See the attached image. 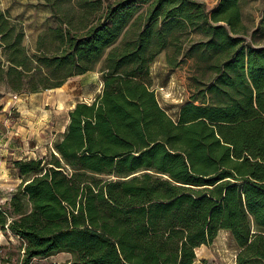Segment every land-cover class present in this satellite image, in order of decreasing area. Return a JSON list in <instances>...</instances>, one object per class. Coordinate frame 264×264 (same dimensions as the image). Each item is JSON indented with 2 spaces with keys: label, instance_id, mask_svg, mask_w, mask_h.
Segmentation results:
<instances>
[{
  "label": "trees",
  "instance_id": "trees-1",
  "mask_svg": "<svg viewBox=\"0 0 264 264\" xmlns=\"http://www.w3.org/2000/svg\"><path fill=\"white\" fill-rule=\"evenodd\" d=\"M45 3L58 48L32 56L0 9L10 90L58 88L110 49L100 91L74 104L46 152L10 161L20 181L0 204V230L9 244L18 239L21 257L0 254V264L58 252L73 264H193L221 230L238 248L235 264H264V45L245 39L240 0L212 9L198 0ZM189 32L203 36L190 50L208 61L197 69L209 77L172 118L149 67Z\"/></svg>",
  "mask_w": 264,
  "mask_h": 264
},
{
  "label": "rangeland",
  "instance_id": "rangeland-1",
  "mask_svg": "<svg viewBox=\"0 0 264 264\" xmlns=\"http://www.w3.org/2000/svg\"><path fill=\"white\" fill-rule=\"evenodd\" d=\"M198 1L204 2L207 9H212L218 2V0ZM145 6L146 4L138 5L136 14L140 13ZM240 7L243 22L247 27V33L244 35L245 39L256 45H264V0H240ZM0 9L14 22L21 25L24 32L22 44L29 56H32L38 49L54 52L58 48V42L48 33V30L56 26V21L51 16L50 8L46 5L45 0H0ZM202 38L201 34L195 32L184 34L174 45L161 50L150 64L149 74L158 102L172 118L176 117L179 106L191 99L196 88L208 80L209 73L202 74L197 69V65L204 67L208 61L202 56L200 57L199 53L190 50L191 42ZM119 41L120 39L114 45H117ZM109 49L110 47L105 50L96 63L94 70L88 73L87 76L90 78L85 81V87L75 88L73 92H67L68 95H74V99L81 97L82 99L92 100L94 98L97 94L96 89H100V73L96 75V72L102 67ZM174 58H176L175 65L171 67L167 59ZM0 59L3 62L4 58L2 56H0ZM52 91L53 89L41 90V92L48 94ZM27 92L22 91V93ZM19 93L10 90L0 75V95L7 99V103L11 102L13 94L17 95ZM48 107L52 109L51 105L45 106L46 109ZM24 115L22 123H25L26 128L31 129L28 121L32 120L33 114L29 112ZM11 116L16 122H19L18 119L21 117V113L12 109ZM55 119L63 125L65 116L63 113H59ZM40 134L44 136L45 133ZM58 134L56 132L52 136L49 132L48 140L51 138L52 142ZM31 140L32 138L28 139V144L31 143ZM14 144L11 145V148L15 147ZM47 147V145L46 147L44 145L38 147L34 150L35 156L43 155ZM11 152V157H16L21 156L24 150L13 149ZM27 154L30 155V150ZM0 240V247L2 248L0 254H8L13 262H19L21 245L18 239L12 237L9 244L7 243L8 239L0 232ZM237 251L238 248L229 232L221 230L208 245H201L196 249V259L193 264H235ZM32 264H73V261L69 253L58 252L48 258L33 259Z\"/></svg>",
  "mask_w": 264,
  "mask_h": 264
},
{
  "label": "crops",
  "instance_id": "crops-1",
  "mask_svg": "<svg viewBox=\"0 0 264 264\" xmlns=\"http://www.w3.org/2000/svg\"><path fill=\"white\" fill-rule=\"evenodd\" d=\"M89 72L71 77L60 87L54 88L49 94L41 91L19 93L16 98L12 97L11 102L8 103L7 99L0 95V204L7 201L14 194L20 181L18 172L11 166L10 160L22 157H36L34 150L41 147V145L50 146L51 138L48 140L49 132L53 136L56 132L61 133L64 131L68 121L67 113L74 104L77 101H91V99H88V101L81 97L74 99V95L67 94L69 91L73 92L75 88L85 87V81L90 78L87 76ZM98 74L99 71L96 72V75ZM99 82L101 88V79ZM99 91L100 89H96L95 92L98 93ZM46 105H51L52 109L49 107L46 109ZM12 109L21 113V117L18 119L19 122H16L11 116ZM29 112L33 114L32 120L28 121L31 129L26 128L24 126L25 123H22L25 117L24 114ZM59 113H63L65 116L63 125L55 119ZM42 132L45 133L44 136L40 134ZM30 138L32 140L28 144V139ZM13 144L15 147L11 148ZM13 149L24 150V152L21 156L11 157V150ZM29 150L30 155L27 154ZM1 250L2 248L0 247V253L2 252Z\"/></svg>",
  "mask_w": 264,
  "mask_h": 264
},
{
  "label": "built area",
  "instance_id": "built-area-1",
  "mask_svg": "<svg viewBox=\"0 0 264 264\" xmlns=\"http://www.w3.org/2000/svg\"><path fill=\"white\" fill-rule=\"evenodd\" d=\"M12 97H13V98H16V97H17V95H16V94H13V95H12Z\"/></svg>",
  "mask_w": 264,
  "mask_h": 264
}]
</instances>
